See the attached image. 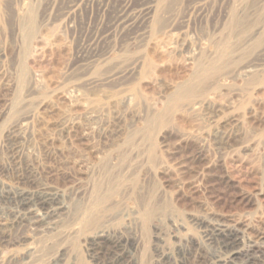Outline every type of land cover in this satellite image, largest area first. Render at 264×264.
<instances>
[{
    "label": "rangeland",
    "instance_id": "obj_1",
    "mask_svg": "<svg viewBox=\"0 0 264 264\" xmlns=\"http://www.w3.org/2000/svg\"><path fill=\"white\" fill-rule=\"evenodd\" d=\"M20 188L63 209L8 226ZM263 244L264 0H0V264H264Z\"/></svg>",
    "mask_w": 264,
    "mask_h": 264
},
{
    "label": "bare ground",
    "instance_id": "obj_2",
    "mask_svg": "<svg viewBox=\"0 0 264 264\" xmlns=\"http://www.w3.org/2000/svg\"><path fill=\"white\" fill-rule=\"evenodd\" d=\"M26 37H28V34ZM209 68L210 67L205 68L204 71L200 74L198 81L194 85H190L187 89L181 92L177 96L176 100L180 101L183 99H187L190 96L196 94L198 91L199 93H203L202 90L205 86L206 80L209 79V77L214 76L216 71L213 70H217L215 66L213 68L212 67L210 69ZM250 72L251 70H247V73ZM25 130L24 127H21L19 129L20 131L19 133L24 134L26 133ZM8 198L13 200L15 203V210L13 211V213H11L12 217L10 216V218H7L4 223L8 226L20 225L25 222L37 223L41 221L42 218L47 220L48 218L59 212V210L63 209L62 203L59 202V191L57 189L46 191L42 194H36L27 188H20L14 192H11V194L8 195ZM93 219H96V217H93ZM109 232L110 231L107 229V225L101 226L94 231L93 237L107 238L110 237ZM207 236H208L207 241H209L210 243H216L220 252L222 254L224 253L228 254L232 259L239 256L241 251L243 250L242 249L243 238L239 233V231L234 227L231 226L218 227L213 231L212 237L211 236L209 237V231ZM122 239H116L112 241L114 245V249L117 250L116 252L122 253L126 249L127 240H122ZM252 246L255 247L256 244L253 243ZM222 254L213 255L211 261L214 264H231L229 263L230 261L228 262L225 260L226 257L225 259L222 258ZM161 264H173L171 262V257L167 253H163Z\"/></svg>",
    "mask_w": 264,
    "mask_h": 264
}]
</instances>
